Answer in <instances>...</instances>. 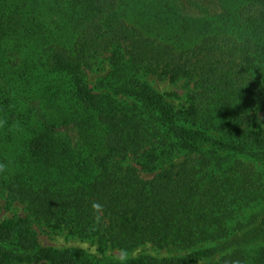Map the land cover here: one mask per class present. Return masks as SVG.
Returning a JSON list of instances; mask_svg holds the SVG:
<instances>
[{
    "label": "trees",
    "instance_id": "16d2710c",
    "mask_svg": "<svg viewBox=\"0 0 264 264\" xmlns=\"http://www.w3.org/2000/svg\"><path fill=\"white\" fill-rule=\"evenodd\" d=\"M0 200V264H264V0H0Z\"/></svg>",
    "mask_w": 264,
    "mask_h": 264
},
{
    "label": "rangeland",
    "instance_id": "374dc122",
    "mask_svg": "<svg viewBox=\"0 0 264 264\" xmlns=\"http://www.w3.org/2000/svg\"><path fill=\"white\" fill-rule=\"evenodd\" d=\"M104 70L103 71H93L89 72L87 79L89 85L94 88L97 84V81L104 76L107 71L108 67H106V63H103ZM147 81L150 85L160 94H176L174 98H167V100L174 106L176 109L182 108L187 105V94L190 91L191 85H188L185 81H168V80H161L156 77H148ZM153 174L148 173H141V177L144 180H150L153 178ZM255 210H249L245 213L244 216H248L253 213ZM25 210L22 205L20 204H13L10 208H6L5 201L0 200V219L9 218L11 216H24ZM35 231L38 236L39 242L43 246L54 247V248H63V247H75L84 249L90 253L96 252V245L85 240H80L78 238H72L67 236L66 232H51L45 227H38L35 226ZM141 252L149 253L152 255H164L163 251L157 252L152 246L147 245L135 250L129 256H136ZM109 255H112L117 258H126L128 255L118 251V250H111L108 252Z\"/></svg>",
    "mask_w": 264,
    "mask_h": 264
}]
</instances>
